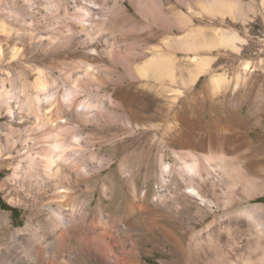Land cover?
Returning a JSON list of instances; mask_svg holds the SVG:
<instances>
[{"label": "bare ground", "instance_id": "6f19581e", "mask_svg": "<svg viewBox=\"0 0 264 264\" xmlns=\"http://www.w3.org/2000/svg\"><path fill=\"white\" fill-rule=\"evenodd\" d=\"M54 1L55 4H46L61 10V15L53 13L58 15L56 19L60 18L56 22L44 19L40 23L32 5L23 12L25 28L34 21L45 28L37 34L30 29L15 33L10 21L13 19L0 0V65L5 63L7 52L12 61L21 55L18 48H10L11 37L28 48L44 51L85 49H81L77 62L62 64V84L58 77L37 66L35 78L27 74L20 88L7 90L1 86L0 114L4 107L10 117L20 119L23 127L19 130L8 126L6 138H0L2 163L6 162V155L11 158L15 149L19 154L12 176L2 181L0 188L8 180L12 182L14 194L10 200L23 193L33 211L24 225L2 234L0 264H144L143 253L149 251L153 234L168 237L171 222L182 225L183 219H192L203 206L212 209L214 201L202 187L217 191L219 182L229 175L228 160L223 154L201 156L194 151H175V163H170L161 153L159 171L154 172L153 144L159 141L165 148L168 131L160 137L154 124L137 120L142 116L140 102L129 89L101 94L110 79L98 73L101 66L97 64V54L101 56L100 47H105L109 58L122 63L130 78L154 83L161 92L178 99L183 88L195 84L211 69L213 57L202 54V50L236 48L240 38L236 33L225 32L205 39L201 32L191 29L188 36L167 34L151 44L158 35L155 27L166 32L173 26L183 28L190 24V17L183 11L171 15L165 0H157L158 4L155 0H128L148 23V35L141 38L138 32L119 34L109 28L120 22L135 27V18L127 13V0ZM180 1L210 14L243 15L234 0ZM29 2L32 4V0ZM129 35L150 43L148 49L122 50L119 43L129 39ZM178 52L188 55L191 66L186 68L187 79L183 78L186 69ZM147 54L149 58L141 64L132 60ZM249 68L250 63L245 62L244 69ZM95 77L98 81L93 89L91 79ZM240 78L238 74L237 82ZM227 81L224 75H214L210 84L218 90ZM85 94L89 97L81 99ZM13 102L15 105L10 104ZM124 133L130 135L122 136ZM139 133L146 144L141 150L143 157L135 166ZM105 141L110 149L123 142L125 145L122 151L106 154ZM122 153L125 154L121 156ZM115 158L119 160L118 167L103 175V169L111 167ZM154 180H158L156 188ZM139 181H143L142 186ZM97 188L100 193L94 204ZM85 191L89 194L84 195ZM187 225L194 228L196 223L191 220ZM245 264L253 262L247 260Z\"/></svg>", "mask_w": 264, "mask_h": 264}, {"label": "rangeland", "instance_id": "374dc122", "mask_svg": "<svg viewBox=\"0 0 264 264\" xmlns=\"http://www.w3.org/2000/svg\"><path fill=\"white\" fill-rule=\"evenodd\" d=\"M47 1L55 4L54 0H32V4L29 0H1V5L8 17L15 20H10L15 33L30 29L39 34L45 31L43 25H37L34 21L25 28L22 14L32 5L40 23L44 19L50 22L60 20L55 17L57 14L61 15V10L53 9L52 5L46 4ZM165 1L166 10L171 15L183 11L191 22L183 28L173 26L167 32L155 27L158 35L150 41L151 44L157 43L167 34L171 37L188 36L192 29L201 32V37L205 39L225 32L236 33L240 38L236 41L237 47L221 46L209 52L202 50V54L213 57L211 69L203 73L195 84L183 88L184 93L178 99L161 92L154 83L130 78L125 73L124 65L109 58L105 47H100L104 54H97V64L101 66L98 73L101 72L110 79L101 88V94L107 95L113 89L120 92L129 89L140 102L138 109L142 116L137 120L154 124V130L160 137L168 131L165 148L159 141L153 144L154 172L159 171L161 153L165 154L167 162L175 163V151H194L201 156L226 155L229 175L219 182L215 193L208 188H201L214 201L212 209L207 210L203 206L199 212L194 213L192 219H183L182 225L171 222L168 225V237L160 233L153 234L149 251L143 253L142 261L144 264H245L250 260L253 264H264V0H234L239 3L238 11H242L243 15L219 12L210 14L206 10H193L188 3L180 0ZM155 2L158 4L157 0ZM126 4L127 13L136 20L135 27L120 22L108 25L109 28L119 34L122 31L138 32L144 38L148 35L147 21L130 1L127 0ZM53 13H57L56 16ZM130 36L129 39L120 41L122 50L142 52L148 49L150 43ZM8 44L11 49L18 48L21 55L12 61L7 52L5 63L0 65V89L3 85L7 90L20 88L27 74H31L34 79L37 66L44 67L52 76L58 77L62 84V64L77 62L81 58L80 53L85 50L78 47L44 51L33 46L28 48L13 37L8 40ZM149 56L147 54L132 60L135 64H141ZM178 58L185 69L191 66L187 63L188 55L185 53L178 52ZM245 62L250 63L247 71L244 69ZM238 74L242 76L239 82ZM214 75L226 76L227 84L218 90L214 89L210 84ZM187 76L186 69L183 78L187 79ZM97 81L96 77L91 79L93 89L96 88ZM59 92L62 94L63 89ZM88 97V94L81 95V99ZM10 104L15 105L14 102ZM14 110L18 111L16 107ZM1 111L0 138L5 139L8 126L20 130L23 123L18 118L10 117L4 107ZM167 125H170L168 130ZM129 135L124 133L122 136ZM137 136L141 138L136 143L138 150L134 157L135 166L141 161V150L146 144L141 133ZM124 145L125 142L110 149L109 142L105 141L103 152L110 154L117 149L122 151ZM133 148L134 146L129 150ZM16 151L15 149L11 158L5 156L4 164L0 161V183L12 176L19 160ZM118 164L119 160L115 158L111 167L103 169V175L118 167ZM142 185L143 181H139V186ZM157 185L158 180H154L153 186L156 188ZM96 192L94 204L100 193L99 188ZM13 194L12 182L8 180L7 185L0 188V238L3 237L2 234L11 233L16 227L24 225L27 216L33 211L23 193L14 195L13 200H10ZM83 194L88 195L89 192L85 191ZM191 220L196 223L194 228H188L187 223H191Z\"/></svg>", "mask_w": 264, "mask_h": 264}]
</instances>
